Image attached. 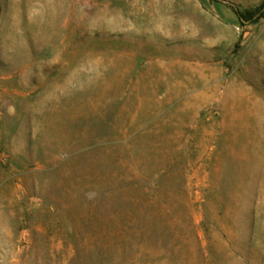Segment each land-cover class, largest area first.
<instances>
[{
  "label": "rangeland",
  "instance_id": "obj_1",
  "mask_svg": "<svg viewBox=\"0 0 264 264\" xmlns=\"http://www.w3.org/2000/svg\"><path fill=\"white\" fill-rule=\"evenodd\" d=\"M0 264H264V0H0Z\"/></svg>",
  "mask_w": 264,
  "mask_h": 264
}]
</instances>
